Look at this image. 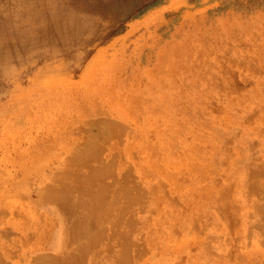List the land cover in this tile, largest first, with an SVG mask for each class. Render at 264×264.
Returning <instances> with one entry per match:
<instances>
[{
	"label": "rangeland",
	"instance_id": "obj_1",
	"mask_svg": "<svg viewBox=\"0 0 264 264\" xmlns=\"http://www.w3.org/2000/svg\"><path fill=\"white\" fill-rule=\"evenodd\" d=\"M20 118V121L16 120ZM109 123L115 125V131L119 134L112 132L108 139L100 141L99 133L105 130V124ZM8 128L11 134L5 133ZM86 133H90L92 137ZM114 135L116 138H113ZM79 138L86 141L77 140ZM40 142L43 144L40 153L31 160L27 158L23 163L18 160L16 151L20 147H30L36 152ZM92 144H98L101 153L98 151L95 158L91 157V161L83 165L84 169L83 166H79L80 168L70 166L69 170L70 168L72 171L80 170L83 175L93 165L97 167L92 168H101L100 166H105L104 162L109 160L108 173L102 174L101 177H105L102 179L100 177L97 183L93 182L89 187L92 189L94 186L93 188L96 189L100 184L104 189L102 190L107 191L106 194L104 193L106 197H113L117 189L119 191L117 190L116 193L119 195L121 193L125 195L124 197L128 196L127 198L139 196L141 193V197L136 198L139 202L136 199L133 202L132 198V202L130 201L132 204H128L130 209L127 205L126 209L121 211L118 222L128 230L127 236L132 240L130 242L140 243L136 244L139 245L138 247L135 244L130 246L133 250L135 245L133 251L137 248L140 250H136L137 255L134 252L136 256L130 254L133 259L130 258V264H241V257L242 259L246 257L245 261L262 259L264 255V224H262L264 193H261L264 192L262 189L264 167L261 165L264 164V0H0V183L4 185L0 184V210L2 208L0 231L3 230L2 233L0 232V247L4 248L6 245L4 248L6 251L10 248V251L6 252V261L2 259V264H24V262L28 263V260V264H34L36 261L33 262V256H37V253L42 256H54V254L60 256L74 247L75 243L65 242L64 232L60 230L57 222L60 218L52 213L55 203L38 199V193L48 184L50 175L54 174L51 177L53 178L60 175L59 171L61 173L68 171L63 168L66 158L64 155L68 148L92 147ZM131 149L135 153L134 151L132 153ZM148 153L150 156H147ZM111 154L114 157H111ZM98 156L102 158L100 161ZM118 157L120 160L117 159ZM149 160H153V163H149ZM154 162L155 164L160 162V165L158 164L160 167H155ZM183 162L188 163V167L192 165L193 171L195 167V170H201L203 174L197 171L196 173L192 171L194 173L192 174L191 168H188L187 164L183 165ZM258 162L261 163V167ZM161 163L165 169L170 168L167 171L172 170V173L169 172L171 174L164 171L167 173H165L166 179L163 177ZM149 164H152V170ZM175 164L183 168L176 167ZM127 165L131 168H134L133 165L136 167L131 170ZM154 168L162 171L159 174L160 170ZM177 168L180 169L174 172L173 170ZM143 169L146 170L143 172ZM181 169H185L186 173L182 171L185 177L190 173L189 178L187 177L189 181L182 174L183 177L180 176ZM124 170L128 172L125 174ZM153 170L156 174L154 176ZM75 172L79 173V171ZM121 172L125 175L122 176ZM214 172L217 175H214ZM111 174L114 178L110 177ZM196 175L198 180L195 179ZM127 179L129 180L126 181ZM130 179L133 180L131 183ZM176 179L177 181L179 179L180 185L183 186L178 185ZM181 179L184 180L180 181ZM11 180L19 182L16 191L11 189L13 184L16 185L15 183L10 187L5 185ZM114 181L122 185L117 186ZM137 182L140 185L141 182L145 183L142 184L144 188L141 187L142 185L137 187ZM127 183L133 184L131 186L135 190H131L128 185L131 191L127 190L130 193H126ZM211 183L218 185L212 187ZM188 184L190 187L186 188ZM197 184L203 186L201 192L200 188L197 189L199 187ZM228 184L230 196L229 188H226L228 191L224 187L221 188V186L227 187ZM248 184L251 186H248L250 190ZM253 185L256 188L262 186V190L253 188ZM179 186L184 188H178ZM24 187L26 192L22 193ZM35 188H39L37 192H33ZM119 188H123V192ZM148 189L152 193H148ZM189 189L191 191L196 189L195 193L199 195L197 196L194 191L191 193ZM253 189L255 192L252 191ZM209 190L215 191L214 194L211 192L213 195L210 194L211 198L207 196ZM221 190L225 191L221 192ZM135 191L138 193L135 194ZM218 191L222 195L225 194L222 196ZM109 192L112 193L108 194ZM206 192L207 194H204ZM142 193L146 196H142ZM189 193L191 194L186 195ZM194 194L198 199H195ZM200 194L204 199L206 196L210 199L203 200ZM216 196L220 198L222 196V199L220 200L219 197L217 199ZM223 197L228 198L224 203ZM138 198H142L141 202L144 203L142 204ZM122 200L121 198L119 202ZM216 200H219L220 206ZM14 206L22 207L23 211L28 210V213L14 209ZM183 206L185 208H182ZM176 207L179 208L178 217H176L178 212L174 210ZM194 207L197 208L193 209ZM221 207L224 214L218 211ZM229 207L231 210L228 209ZM233 208L235 210L238 208L239 211L236 212ZM140 209L141 212L138 211ZM138 212L141 213L139 217ZM173 212H176L175 215ZM46 213L49 216L45 215ZM187 214H191L192 218ZM230 214H233V217ZM169 216L171 219L168 223L166 220ZM173 216L181 219L173 220ZM185 217L190 220H185ZM127 220L132 221L127 223ZM235 220L239 221V225L237 224L239 227ZM157 225L160 226L159 229ZM167 226L171 227L168 229ZM198 229H202L203 233ZM189 230L190 232H187ZM169 232L170 234L173 232V236L169 237L167 234ZM180 233L182 235H179ZM170 238L172 239L169 242ZM174 238L177 242H172ZM195 239L196 242H193ZM110 242L112 250L104 249L105 242H102L95 250L88 251L91 261L95 260L96 264H109L113 258L106 256L120 249L118 237ZM141 242L145 246H142ZM171 242L175 243L173 247L176 250H173L172 246L168 248ZM163 243L168 247L166 248ZM156 244H160V247ZM144 247L148 248H146L147 253L141 251L145 250ZM98 251L101 253L98 254ZM11 252H15L14 255ZM226 252L229 253V257ZM259 253L260 255H257ZM132 255L137 257V262H134L136 258ZM219 258L221 261L218 260ZM228 258L230 261L231 258L234 260L230 263ZM140 259H144L143 262Z\"/></svg>",
	"mask_w": 264,
	"mask_h": 264
},
{
	"label": "bare ground",
	"instance_id": "obj_2",
	"mask_svg": "<svg viewBox=\"0 0 264 264\" xmlns=\"http://www.w3.org/2000/svg\"><path fill=\"white\" fill-rule=\"evenodd\" d=\"M54 29V28H53ZM90 31V30H89ZM94 45V44H93ZM249 50V49H248ZM79 51V50H78ZM56 52V51H55ZM261 52V51H260ZM81 55V54H80ZM95 55V54H94ZM36 58V57H35ZM76 59V58H75ZM34 61V60H33ZM66 61V60H65ZM68 61V60H67ZM66 61V62H67ZM71 62V61H70ZM75 62H77V61H75ZM230 62V61H229ZM65 63V62H64ZM25 64H26V62H25ZM63 64V63H62ZM237 64H239V63H237ZM87 65V64H86ZM90 65V64H89ZM64 67L66 66V64L65 65H63ZM62 66V67H63ZM63 67V68H64ZM84 67V66H83ZM92 68V67H91ZM62 69V68H61ZM248 69V68H247ZM59 71V70H58ZM62 71V70H61ZM61 71H60V73H61ZM64 73V72H63ZM83 73V72H82ZM57 74V73H56ZM56 74H54V75H56ZM48 79V78H47ZM59 82V81H58ZM46 83V82H45ZM45 83H44V85L43 86H45ZM50 83V82H49ZM51 84V83H50ZM231 85V84H230ZM233 86V85H232ZM88 87V86H87ZM66 88H68V87H66ZM89 88V87H88ZM72 90V89H71ZM68 91V90H67ZM57 92V91H56ZM68 92H70V90L68 91ZM79 94V93H78ZM227 96V95H226ZM132 107V106H131ZM253 117H255V116H253ZM252 118V117H251ZM100 119V118H99ZM256 119V118H255ZM16 120H21V118L20 119H16ZM131 120V119H130ZM252 120V119H251ZM251 120H249V121H251ZM105 121V120H104ZM109 121V120H108ZM157 121H159V120H157ZM254 122V121H253ZM84 123V122H83ZM89 123V122H88ZM95 124V123H94ZM82 125V124H81ZM86 125H88V124H86ZM91 126V125H90ZM89 126V127H90ZM105 126H106V129L105 130H103L101 133H99L100 135H99V138L97 137V136H95V138L97 137L98 139H100V141L101 140H106V139H108V137L109 136H111L112 135V132L113 133H116V134H119V132L117 133L115 130H116V127H115V125H112V123H109V124H105ZM117 126V125H116ZM121 126V125H120ZM19 127H21V126H19ZM84 127V126H83ZM88 127V126H87ZM80 127H78V129H79ZM96 128V127H95ZM121 128V127H120ZM124 128V127H123ZM128 128V127H127ZM87 129H89V128H87ZM122 129V128H121ZM140 129V128H139ZM74 130V129H73ZM80 130V129H79ZM91 130V129H90ZM97 130H99V129H97ZM124 130H126L125 128H124ZM57 131V130H56ZM76 131V130H75ZM142 131V130H141ZM145 131H146V129H145ZM7 132H8V134H11V131H10V128H8L6 131H5V133L7 134ZM70 132V131H69ZM90 132V131H89ZM95 132V131H94ZM93 132V133H94ZM99 132V131H98ZM97 132V133H98ZM125 132V131H124ZM261 132V131H260ZM64 134H65V132H63ZM68 133V132H67ZM60 134H61V132H60ZM70 134H72V133H70ZM69 134V135H70ZM87 134H90V133H86V135ZM95 134V133H94ZM115 134V135H116ZM131 134V133H130ZM68 135V136H69ZM73 135V134H72ZM83 135V134H82ZM115 135L113 136V138L115 137ZM66 136V135H65ZM64 136V138H66ZM89 136V135H88ZM90 136H91V134H90ZM150 136V135H149ZM60 137V136H59ZM72 137V136H71ZM83 137V136H82ZM92 137V136H91ZM116 137H117V135H116ZM115 137V138H116ZM58 138V137H57ZM70 138V137H69ZM68 138V139H69ZM78 138V137H77ZM85 138V137H84ZM112 138V139H113ZM148 138V137H147ZM117 139H118V137H117ZM117 139H115V140H117ZM122 139V138H121ZM120 138H119V140H121ZM162 139V138H161ZM188 139V138H187ZM77 140H81L80 138L79 139H77ZM82 140H84V141H86L85 139H82ZM81 140V141H82ZM88 140H89V137H88ZM114 140V139H113ZM118 140V141H119ZM66 141V140H65ZM84 141H82V142H84ZM94 141H96V140H94ZM98 141V140H97ZM99 141V142H100ZM103 141H102V143H103ZM190 141V140H189ZM52 142H54V141H52ZM67 142H69V141H67ZM78 142V141H77ZM81 142V143H82ZM89 142V141H88ZM92 142V141H91ZM91 142H90V145H91ZM99 142H98V144H99ZM109 142H111V141H109ZM108 142V143H109ZM117 142V141H116ZM120 142H122V141H120ZM59 143H62V142H59ZM58 143V144H59ZM72 143V142H71ZM76 142H74V144H75ZM94 143V142H93ZM40 145H39V148H38V151H36L35 152V150H33V149H31L30 147L29 148H22V147H20V149H18L17 151H16V153H17V155H18V160L20 161V162H24V160H26L27 158L29 159V160H31V158H33L37 153H40L41 152V144H42V142H40L39 143ZM77 144V143H76ZM84 144V143H83ZM85 144L87 145V143L85 142ZM98 144H95V145H93L92 147H90V146H87V147H89V148H87V147H85V148H82L81 146L79 147V148H77V149H74L73 147L72 148H68L66 151H65V153H66V155H64V156H66V158H65V165L63 166V168L65 167L66 169H68V171H64L63 170V168H62V171H64V172H62L61 173V171H59L60 172V175H58V176H54L53 178H51L52 177V175H54V174H52V175H50L51 177H49V181H48V184H46L45 186H44V188L42 189V190H40L39 191V193H38V199H40V200H49V201H53L55 204H54V208H53V210H52V213L54 214V215H56V216H58L59 218H60V220H58L57 222H58V226H59V228H60V230L61 231H63L64 232V235H65V242L66 243H75V245H74V247L72 248L71 246V248H70V250L69 251H67V252H64L63 254H61L60 256H55V254H54V256H42V255H38V253H37V256H33V260H30V262L31 261H33V262H35L34 264H96L97 262L94 260V261H91V259L92 258H90V256H89V254H88V251H90V250H95V248H97L98 246H99V243H102V242H105V244H104V249H109L110 248V243H112V242H110L113 238H115V237H118V239H119V241H120V249H119V251H117V252H114L113 254H111V255H108V256H106V258H113L112 260H110V263L109 264H130L129 263V260H131L132 258H131V256H130V254H134V252H135V254H136V250L138 249L137 247L139 246H137L136 244L138 243V244H140L139 242H137V243H134V242H130V241H132L131 240V237H129L128 238V236H127V233H128V230H126V227L125 226H122L123 224L122 223H120L121 224V226H120V224L118 223L119 222V218L121 217V211L123 210V209H126V207H127V205L128 204H130L132 201L134 202V200L137 198V197H141V193H140V195L139 196H136V197H134V196H132V198H133V200H132V198H130L131 196H129V198H127V197H124L121 193H120V195H119V193H116V192H118L117 190L115 191V193H113V197H106L105 195H104V193H105V191H103L104 189L100 186V184L98 185L99 186V188H97L96 187V189H94L93 187H92V189H94V190H92L91 189V187H89L93 182H98V179L101 177V175L102 174H105V173H108V171L107 170H109V169H107L108 168V166L109 165H107V162H109V160L107 161V162H104V165L105 166H100L101 168H92L93 166H95V165H93L92 167H90L91 169L87 172V173H85V171H83L82 170V172H84L85 174H81V171L80 170H75V171H79V173H77V172H75V171H72V169L70 168V170H69V167L71 166H75L74 168H77V167H79V166H85L87 163H89L91 160H90V158L91 157H94L95 158V156H97V153H98V151H99V148H100V146L98 145ZM43 145V144H42ZM61 145V144H60ZM77 145H79V144H77ZM82 145V144H81ZM128 145V144H127ZM131 145V144H130ZM58 146V145H57ZM73 146V145H72ZM76 146V145H75ZM101 146H103V145H101ZM104 146H106V145H104ZM109 146H110V144H109ZM114 146V145H113ZM56 147V146H55ZM61 147V146H60ZM64 147V146H63ZM107 147H108V145H107ZM87 148V149H86ZM104 148V147H103ZM103 148L101 149V150H103ZM115 148V147H114ZM113 148V149H114ZM121 148V147H120ZM132 148V147H131ZM129 149H130V147H129ZM132 150V149H131ZM130 150V151H131ZM106 151V150H105ZM105 151H103V153L105 152ZM112 151V150H111ZM119 151V150H118ZM120 151H122L121 149H120ZM133 151L134 150H132V153H133ZM100 153H101V151H99ZM113 152H115V151H113ZM112 152V153H113ZM186 152V151H185ZM64 153V154H65ZM102 153V154H103ZM106 153V152H105ZM129 153H131V152H129ZM134 153H135V151H134ZM137 153V152H136ZM175 153V152H174ZM173 153V154H174ZM47 154V153H46ZM115 154V153H114ZM152 155H153V153H151ZM211 154V153H210ZM100 157H102L100 154H98ZM119 155V154H118ZM132 155V154H131ZM41 156V155H40ZM98 156V157H99ZM111 157L113 156V154H111L110 155ZM109 155H108V157H110ZM147 156H150V153H148L147 154ZM190 156V155H189ZM99 157V161H100V159H102V158H100ZM103 157H105L106 158V156H103ZM111 157H110V159H111ZM114 157V156H113ZM116 157V156H115ZM132 157V156H131ZM157 157V156H156ZM142 158V157H141ZM144 158V157H143ZM148 158V157H147ZM154 158V157H153ZM192 158V157H191ZM63 159H64V157H63ZM108 159V158H107ZM116 158H114V160H115ZM117 159H119V157L117 158ZM116 159V161H118ZM180 159V158H179ZM182 159V158H181ZM36 160V159H35ZM41 160V159H40ZM90 160V161H89ZM96 160V159H95ZM105 160V159H104ZM112 161H113V159H111ZM120 160V159H119ZM89 161V162H88ZM94 161V160H93ZM97 161V160H96ZM133 161H135V160H133ZM150 161V160H149ZM153 160H151L149 163H153L152 162ZM190 161H191V159H190ZM37 162V161H36ZM59 162H61V161H59ZM122 162V161H121ZM126 162V161H125ZM125 162H123V163H125ZM136 162V161H135ZM135 162H133V164H135ZM158 162V161H157ZM157 162H156V164H157ZM195 162V161H194ZM250 162V161H249ZM260 162H261V160H260ZM260 162H258L257 164H259V166L261 167V165L264 167V164H261ZM106 163V164H105ZM114 163H116V162H114ZM144 163H145V161H144ZM146 163H148L147 162V160H146ZM145 163V164H146ZM160 163V162H159ZM158 163V164H159ZM173 163V162H172ZM190 163V162H189ZM191 163H192V161H191ZM216 163V162H215ZM263 163V162H262ZM93 164V163H92ZM109 164H113V163H109ZM117 164V163H116ZM126 164V163H125ZM155 164V162H154V166L155 167H160V166H158V164L156 165ZM162 164V163H161ZM170 163H168V165H169ZM181 164H182V162H181ZM186 165L187 164V167H188V163H184L183 162V165ZM197 164V163H196ZM195 164V165H196ZM253 164V163H252ZM261 164V165H260ZM36 165V164H35ZM34 165V166H35ZM88 165H90V164H88ZM88 165H87V167L86 168H88ZM124 165V164H123ZM132 165V164H131ZM143 165V164H142ZM152 164H149V167H150V169H151V167H153V166H151ZM160 165V164H159ZM190 165V164H189ZM198 165H200V164H198ZM197 165V166H198ZM208 165V164H207ZM84 166H83V169H84ZM112 166V165H111ZM128 166V165H127ZM170 166V165H169ZM175 166L176 167H179V166H177V164H175ZM192 165H190L189 167L191 168V173H192V171H193V169H192V167H191ZM204 166V165H203ZM259 166H257V167H259ZM47 167V166H46ZM95 167H97V166H95ZM113 167V166H112ZM115 167V166H114ZM113 167V168H114ZM118 167V166H117ZM123 167V166H122ZM125 167V166H124ZM128 167H130V165L128 166ZM132 167H134V168H131V170H133V169H135V167L136 166H132ZM145 167V166H144ZM162 167H163V164H162ZM167 167V166H166ZM180 167H182V166H180ZM187 167H185V169L187 168ZM188 167V168H189ZM194 167V166H193ZM200 167V166H199ZM256 167V168H257ZM260 167H259V169H260ZM262 167V168H263ZM24 168H26V166L24 165ZM55 168V167H54ZM64 168V169H65ZM80 168V167H79ZM113 168L111 169V170H113ZM126 168V167H125ZM183 168V167H182ZM196 168H198V167H196ZM201 168H204V167H201ZM206 168V167H205ZM53 169V168H52ZM118 169V168H117ZM127 169V168H126ZM150 169H149V171H150ZM154 169H156V168H154ZM167 169H170V168H167ZM167 169H165L164 167H163V177H165V179H166V174L167 173H169V172H171L172 173V170L171 171H167ZM172 169V168H171ZM174 169V168H173ZM178 169H180V168H177V170H173L174 172L176 171H178ZM184 169V170H185ZM252 169V168H251ZM60 170V169H59ZM74 170V169H73ZM88 169H86V171H87ZM128 170H130L129 168H128ZM128 170L127 171H125L124 170V172H125V174L128 172ZM130 170V171H131ZM146 169H143V172L145 171ZM152 170V169H151ZM157 170V169H156ZM160 170V171H159ZM159 170H157V171H159L158 173L160 174V172L162 171L161 169H159ZM167 171V173L166 172H164V171ZM184 170H180L179 172H181L180 173V176H182L183 174V172L182 171H184ZM189 170V169H188ZM188 170H186L187 171V174H188ZM249 170V169H248ZM253 170V169H252ZM257 169H254V171H256ZM262 170V169H261ZM260 170V171H261ZM31 171V170H30ZM52 171V170H51ZM55 171V170H54ZM120 171V168H119V170H118V172ZM136 171V170H135ZM154 171L155 170H153V176L154 175H156V174H154ZM196 171L197 170H195V167H194V173H196ZM203 171V170H202ZM214 171V170H213ZM22 172V171H21ZM58 172V171H57ZM110 172V171H109ZM113 172V171H112ZM116 172V171H115ZM114 172V173H115ZM142 172V171H141ZM179 172H178V174H179ZM197 172H199L200 174L202 173L201 172V170L200 171H197ZM203 172H205V171H203ZM250 172V171H249ZM123 172H121V175L122 176H124L123 174H122ZM133 173V172H132ZM140 173V172H139ZM166 173V174H165ZM171 173H169V174H171ZM184 173H186L185 171H184ZM194 173H192V174H194ZM255 173H257V172H255ZM9 174V173H8ZM21 174V173H20ZM110 174V173H109ZM108 174V175H109ZM117 174V173H116ZM141 174V173H140ZM143 174V173H142ZM151 174V173H150ZM168 174V175H169ZM176 174V173H175ZM177 174V176H179ZM182 174V175H181ZM190 174V173H189ZM189 174H188V176H189ZM199 174V175H200ZM203 174V173H202ZM205 174V173H204ZM23 175V174H22ZM106 175V174H105ZM131 175V174H130ZM137 175V174H136ZM144 175V174H143ZM142 175V176H143ZM149 175V174H148ZM152 175V174H151ZM186 175V174H185ZM214 175H217V174H215V172H214ZM220 175V174H219ZM249 176H250V174H248ZM248 175H246V176H248ZM254 174H252V176H253ZM257 176L258 175H260V174H256ZM262 175V174H261ZM260 175V176H261ZM264 175V174H263ZM111 176H113V178H114V175H110V177ZM133 176V175H132ZM173 176V175H172ZM175 176V175H174ZM184 176V175H183ZM182 176V177H183ZM187 176V177H188ZM197 176L198 175H196V178L195 179H197ZM203 176V175H202ZM207 176V175H206ZM255 176V175H254ZM103 178L105 177V176H102ZM102 177H101V179H102ZM107 177V176H106ZM117 177V176H116ZM115 177V178H116ZM118 177H120V176H118ZM126 177H127V175H126ZM126 177H124V178H126ZM158 177V176H157ZM156 177V178H157ZM185 177V176H184ZM187 177H185V179L187 180ZM217 177V176H216ZM221 177V176H220ZM228 177V176H227ZM251 177V176H250ZM256 177V176H255ZM6 178H7V176H6ZM6 178H4V179H6ZM123 177H121V180H123L122 179ZM128 178V177H127ZM130 178V177H129ZM134 178H136V177H134ZM156 178H155V180L154 181H156ZM169 178H171V177H169ZM168 178V179H169ZM178 178V177H177ZM180 178V177H179ZM189 178V177H188ZM206 178V177H205ZM219 178V177H218ZM9 179H11L10 177H9ZM40 179H42V178H40ZM107 179V178H106ZM112 179V178H111ZM116 179H120V178H116ZM137 179V178H136ZM139 179H140V177H139ZM146 179H148V178H146ZM199 179H200V177H199ZM7 180V179H6ZM113 180V179H112ZM115 180V179H114ZM129 179H127L126 181H128ZM131 180L132 179H130V183H131ZM142 180V179H141ZM164 180V179H163ZM170 180H172V179H170ZM170 180H168V181H170ZM184 179H181L180 181H183ZM190 180V179H189ZM189 180H187V181H189ZM198 180V179H197ZM201 181H202V178L200 179ZM204 180V179H203ZM218 180V179H217ZM229 180V179H228ZM248 180H249V177H248ZM106 181V180H105ZM115 181H117V180H115ZM114 181V182H115ZM133 181V180H132ZM135 181V180H134ZM137 181V180H136ZM164 181H167V180H164ZM211 181V180H210ZM213 181H215V180H213ZM238 181V180H237ZM264 181V180H263ZM55 182H56V184H55ZM77 182H81L80 184H75V183H77ZM102 182V181H101ZM101 182H99V183H101ZM140 182V181H139ZM139 182H137V184L139 183ZM145 182V181H144ZM176 182L178 183V185H180V182H179V179H178V181H177V179H176ZM208 181H206V183H207ZM6 183V182H5ZM13 183H15L16 185H14ZM38 183H39V181H38ZM47 183V182H46ZM116 184H117V186H119V184H121L120 182L118 183V182H115ZM114 183V184H115ZM122 183H124V182H122ZM132 183H134V185L136 184L135 182H132ZM157 183V182H156ZM159 183V182H158ZM172 183V182H171ZM171 183H170V187H171ZM183 183V182H182ZM188 183V182H187ZM186 183V184H187ZM191 183V182H190ZM193 184H194V182H192ZM197 183H198V181H197ZM206 183H205V186H206ZM229 183V182H228ZM0 184H2V182L0 183ZM11 184H13L12 185V188L11 189H13V191L15 190V188L19 185V182H17V180H11V182H8V183H6L5 185L7 186H11ZM108 184H109V182H108ZM111 184V183H110ZM116 184L114 185V186H116ZM144 185L145 183H142L141 182V185ZM172 184H174V183H172ZM210 184V183H209ZM212 184V183H211ZM217 184V183H216ZM216 184L214 185V184H212V187L213 186H215L216 187ZM3 185V184H2ZM96 185V186H97ZM113 185V184H112ZM122 185V184H121ZM128 183H127V188H125V192L127 193L128 191L127 190H129V191H131V190H135V188H133V186H131V185H133V184H130L129 185V187H131L130 189H129V187H128ZM140 184H138V186L137 187H140L139 186ZM143 185L141 186V187H143ZM177 185V184H176ZM198 185V184H197ZM201 185V184H200ZM218 185V184H217ZM250 185H251V183H250ZM249 184L247 185V187L248 186H250ZM255 185V184H254ZM253 185V188L255 187ZM4 186V185H3ZM22 186V185H21ZM30 186H31V182H30ZM124 186V185H123ZM173 186V185H172ZM180 186H183L182 184L180 185ZM178 187V188H181V187ZM199 186V185H198ZM257 186V185H256ZM259 186H261V185H259ZM34 187H36V186H34ZM37 187H39V186H37ZM108 187V186H107ZM122 187V186H121ZM126 187V186H125ZM174 187V186H173ZM188 187H190V185L188 184V186L186 187V188H188ZM192 187V186H191ZM195 187V186H194ZM201 187H203V186H201ZM201 187L199 186V187H197V189L198 188H200V192H201ZM210 187H211V185H210ZM214 187V188H215ZM229 188V184L227 185V187L226 186H221V188ZM251 187V186H250ZM262 187V186H261ZM261 187L259 188V187H255L256 189H261ZM1 188H3L2 186H1ZM33 188V187H32ZM113 188V187H112ZM111 188V189H112ZM144 188V187H143ZM184 188V187H183ZM183 188H181V189H183ZM196 188V187H195ZM206 188V187H205ZM207 188H208V186H207ZM219 188V186L217 187V189ZM223 188V189H224ZM26 188L24 187V189L22 188V193H25L26 192V190H25ZM34 189V188H33ZM36 190H32L33 192H37V189H39V188H35ZM41 189V188H40ZM103 189V190H102ZM119 189H121V188H119ZM136 189H138V188H136ZM226 189V190H227ZM248 189L250 190V188L248 187ZM252 189V188H251ZM262 189H264V187L262 188ZM261 189V190H262ZM9 190V188H7V191ZM29 190V189H28ZM31 190V189H30ZM29 190V191H30ZM110 190V189H109ZM108 190V191H109ZM123 190V188L121 189V192H123L122 191ZM139 190H140V188H139ZM146 190V189H145ZM172 190V189H171ZM187 190V189H186ZM185 190V191H186ZM190 190V189H189ZM196 190V189H195ZM195 190H193L194 191V193L195 192H197V191H195ZM214 190V189H213ZM211 191L212 192V194H214V192L215 191ZM216 190V189H215ZM248 190V191H249ZM255 189H253L252 191H254ZM6 191V192H7ZM16 191V190H15ZM111 191V190H110ZM142 191V190H141ZM143 191H144V189H143ZM142 191V192H143ZM165 191V190H164ZM174 192L176 191V190H173ZM191 191V190H190ZM193 191H191V193H193ZM205 191H206V189H205ZM204 191V192H205ZM220 191V190H219ZM218 191V192H219ZM223 191H225V190H221V192H223ZM228 191V190H227ZM227 191H226V193H227ZM247 191V190H246ZM258 191H260V190H258ZM20 192V191H19ZM107 192V191H106ZM136 192L137 191H135V194H136ZM147 192L148 193H152V191L151 190H147ZM154 192V191H153ZM173 192V193H174ZM180 192V194H182L181 193V191H179ZM199 192V191H198ZM208 192V191H207ZM207 192L206 193H204V194H207ZM211 192H210V190H209V193L207 194V196H210V198H211ZM221 192H219V193H221ZM229 192H230V188H229ZM255 192V191H254ZM257 192V191H256ZM261 192V191H260ZM258 193L259 195L262 193H264V192H261V193ZM9 193V192H8ZM21 193V192H20ZM19 193V194H20ZM32 193V192H31ZM112 193V192H111ZM110 192L108 193V194H111ZM125 193V194H126ZM128 193H130V192H128ZM138 193V192H137ZM187 193H188V191H187ZM191 193H189V194H186V195H190ZM218 193V194H219ZM249 193H251V192H249ZM6 194V193H5ZM16 194V193H15ZM106 194V193H105ZM115 194V195H114ZM131 194H133L132 192H131ZM130 194V195H131ZM154 194H155V192H154ZM195 194H197V193H195ZM195 194L193 195L194 197H196L195 199H198L197 198V196L199 195V194H197V196H195ZM211 194V195H210ZM216 194V193H215ZM225 193H223V195H224ZM248 194V193H247ZM252 194V193H251ZM250 194V195H251ZM257 194V193H256ZM22 195V194H21ZM35 195V194H34ZM121 195H122V197H121ZM127 195H129V194H127ZM143 195H145V194H143L142 193V196ZM177 195V194H176ZM185 195V194H184ZM220 195V194H219ZM221 195H222V193H221ZM222 195V196H223ZM227 196H228V194H226ZM231 195V192H230V194H229V196ZM249 195V194H248ZM254 195V194H253ZM1 196V195H0ZM8 196V195H7ZM16 196V195H15ZM146 196V195H145ZM144 196V197H145ZM148 196V195H147ZM158 196H160V195H157V197ZM175 196V195H174ZM173 196V197H174ZM181 196V195H180ZM182 196H183V194H182ZM205 197V199H207V200H209L208 199V197ZM213 196V195H212ZM215 196V195H214ZM222 196H221V198L219 197V196H216L215 198H217L218 199V197H219V199L221 200L222 199ZM6 197V196H5ZM11 197V196H10ZM16 197H18V195L16 196ZM15 197V198H16ZM19 197H22V196H20L19 195ZM161 197V196H160ZM163 197V196H162ZM200 197H202L201 196V194H200ZM204 197V196H203ZM202 197V198H203ZM248 197V196H247ZM250 197V196H249ZM260 197H261V195H260ZM123 199L121 202H119L120 201V199ZM149 198H151V197H149ZM156 198V197H155ZM201 198V199H202ZM214 198V197H213ZM231 197H229V199H230ZM262 198V197H261ZM261 198H259V200L261 199ZM3 199V198H2ZM6 199V198H5ZM21 199H24L25 200V198H21ZM139 199V198H138ZM142 199V198H141ZM141 199H139L140 200V202H141ZM146 199V198H145ZM154 199V198H153ZM177 199H179L178 197H177ZM180 199H181V197H180ZM179 199V200H180ZM192 199V198H191ZM204 198H203V200H205ZM226 199H228V198H226ZM224 197H223V203H224V200H226ZM233 199V198H232ZM232 199H231V201H232ZM256 199H257V197H256ZM264 199V198H263ZM4 200V199H3ZM24 200H23V202H24ZM39 200V201H40ZM132 200V201H131ZM148 200V199H147ZM169 200V199H168ZM193 200V199H192ZM235 200H237V199H235ZM27 201V200H26ZM131 201V202H130ZM136 201H138L137 199H136ZM143 201H146V200H143ZM166 201V200H165ZM197 201V200H196ZM195 201V202H196ZM219 201V200H218ZM217 200H216V202H217V204H218V206H220V204H219V202H218ZM230 201V200H229ZM230 201V202H231ZM4 202V201H3ZM29 202V201H28ZM139 202V201H138ZM170 202V201H169ZM175 202H177V201H175ZM179 202H181V201H179ZM191 203H193L192 201H190ZM199 202V201H198ZM202 202V201H201ZM205 202V201H204ZM203 202V203H204ZM226 202V201H225ZM239 202V201H238ZM237 202V203H238ZM142 203V202H141ZM144 203V202H143ZM142 203V204H143ZM162 203V202H161ZM160 203V204H161ZM168 203V202H167ZM184 203V202H183ZM182 203V204H183ZM222 203V204H223ZM246 203V202H245ZM6 204V203H5ZM132 204V203H131ZM133 204H135L136 205V203H133ZM168 204H170V203H168ZM177 204V203H176ZM176 204H175V206H176ZM188 204V203H187ZM228 204H229V202H228ZM233 204V203H232ZM235 204H236V202H235ZM235 204H233V207H235L234 205ZM250 204V203H249ZM258 204H259V202H258ZM31 205V204H30ZM139 205V204H138ZM184 205V204H183ZM190 205V204H189ZM189 205H188V207H189ZM191 205H193V204H191ZM205 205V204H204ZM212 205V204H211ZM226 205V204H225ZM224 205V206H225ZM257 205V204H256ZM32 206V205H31ZM129 206L130 205H128V208H129ZM141 206V205H140ZM139 206V207H140ZM144 206V205H143ZM142 206V207H143ZM162 207H163V205H161ZM161 206H160V208L158 209V207H157V209L159 210V212H160V209H161ZM168 206V205H167ZM172 206V205H171ZM178 206H180V205H178ZM184 206H186V205H184ZM182 207V208H185V207ZM197 206V205H196ZM217 206V205H216ZM215 206V207H216ZM223 206V207H224ZM229 206H231V205H229ZM253 206V205H252ZM260 206V205H259ZM13 207V206H12ZM174 207V206H173ZM187 207V206H186ZM197 207H199V206H197ZM197 207H194L193 209H196ZM243 207V206H242ZM241 207V208H242ZM258 207V206H257ZM127 208V210H129ZM135 208V207H134ZM137 208V207H136ZM165 208H166V206H165ZM165 208H163V209H165ZM168 208V207H167ZM172 208V207H171ZM214 208V207H213ZM219 208V207H218ZM232 208V207H231ZM246 208V207H245ZM14 209H16V210H21V211H23V208L22 207H16V206H14ZM141 209H143V208H141ZM138 210V211H142V210ZM177 209H179L178 207H176V209H174L176 212H178V213H176V212H173L174 213V215H175V213H176V217H178L179 216V210L177 211ZM226 209V208H225ZM228 209H230V207L228 208ZM234 209V208H233ZM1 210H2V208H1ZM0 210V212L2 213V211ZM4 210V209H3ZM33 210V209H32ZM132 210V209H131ZM134 210V209H133ZM173 210V209H172ZM173 210V211H174ZM186 210V209H185ZM189 210H191L190 208H189ZM188 210V211H189ZM220 210V212L221 213H223L224 214V212H222L221 210H222V207H221V209H218V211ZM231 210V209H230ZM235 210V209H234ZM238 210V208L235 210L236 212H238L237 211ZM7 211V210H6ZM41 211V210H40ZM181 211V210H180ZM188 211H187V213H188ZM215 211H217V210H215ZM214 211V212H215ZM259 211V210H258ZM24 213H28V210H25V211H23ZM42 212V211H41ZM124 212H126V211H124ZM129 212H130V210H129ZM140 212H138V217H139V213ZM154 212V211H153ZM155 212H156V210H155ZM154 212V213H155ZM164 213H165V211H163ZM162 212V213H163ZM193 212V211H192ZM211 212V211H210ZM230 212H233V211H230ZM255 212V211H254ZM260 213H262L261 211H259ZM0 213V214H1ZM8 213V212H7ZM6 213V214H7ZM43 213V212H42ZM41 213V214H42ZM45 213V212H44ZM127 213V212H126ZM125 213V214H126ZM153 213V214H154ZM195 213V212H194ZM200 213V212H199ZM212 213V212H211ZM218 213V212H217ZM226 213V212H225ZM22 214V213H21ZM125 214H124V216H125ZM159 214V217H161L160 216V213H158ZM167 214V213H166ZM165 214V215H166ZM177 214H178V216H177ZM182 214V213H181ZM184 214L185 213H183V216H184ZM193 214V213H192ZM202 214V213H201ZM201 214H198V215H200V216H202ZM215 214V213H214ZM223 214H221L222 216H223ZM228 214V213H227ZM238 214V217H240L239 216V213H237ZM254 214V213H253ZM14 215H15V212H14ZM18 215V214H17ZM44 215V214H43ZM45 215H47V213L45 214ZM127 215V214H126ZM131 215V213H129V216ZM135 215H136V213H135ZM149 215V214H148ZM157 215V214H156ZM189 217L191 216V218H192V215L190 214H187ZM187 215H186V217H187ZM195 215V214H194ZM207 215H208V213H207ZM231 216L233 215V214H230ZM234 215H236V213L234 214ZM258 214H256V216H257ZM16 216V215H15ZM24 216V215H23ZM47 216H49V215H47ZM132 216H133V213H132ZM137 216V215H136ZM140 216H141V213H140ZM154 216H155V214H154ZM168 216V215H167ZM182 215H180V217H181ZM205 216V215H204ZM227 216H229V215H227ZM255 216V217H256ZM46 217V216H45ZM51 217V216H50ZM49 217V218H50ZM128 217V216H127ZM164 217V216H163ZM170 217V216H169ZM169 217H167L168 218V220H166V221H168V223H169V219H171V217L169 218ZM175 216H173L172 218H173V220H175L176 219V217L174 218ZM185 217V220L187 219L188 220V218H186ZM194 217V216H193ZM209 217V216H208ZM223 217H225V216H223ZM233 217V216H232ZM236 217H237V215H236ZM54 218V217H53ZM108 218H111L112 220H109ZM123 218V217H122ZM126 218V217H125ZM124 218V219H125ZM134 219H135V216L133 217ZM132 218V219H133ZM153 218V217H152ZM166 218V217H165ZM210 218V217H209ZM226 218V217H225ZM234 218H235V216H234ZM234 218H232V219H234ZM247 218V217H246ZM55 219V218H54ZM123 219V220H124ZM128 219V218H127ZM131 219V218H130ZM154 219V218H153ZM179 219V218H178ZM178 219H176V221L178 220ZM181 219V218H180ZM179 219V220H180ZM228 219H229V217H228ZM238 220L240 219V218H237ZM263 219V218H262ZM56 220V219H55ZM65 220V221H64ZM149 220V219H148ZM164 220V219H163ZM190 220V219H189ZM188 220V221H189ZM193 220H194V218H193ZM206 220V222H207V219H205ZM224 220V219H223ZM226 220V219H225ZM236 221L235 223H236V225L238 224V222L239 221ZM122 221V220H121ZM132 221V220H131ZM131 221L129 220H127V223L128 222H130L131 223ZM156 221V220H155ZM195 222H196V220H194ZM201 221V220H200ZM228 221V220H227ZM234 221V220H233ZM260 221V220H259ZM136 222H137V220H136ZM150 222V221H149ZM148 222V223H149ZM193 222V221H192ZM191 222V223H192ZM194 222V223H195ZM203 222V221H202ZM212 222V221H211ZM231 222V221H230ZM55 223H56V221H55ZM133 223H135V222H133ZM138 223V222H137ZM165 223V222H164ZM174 223H175V221H174ZM176 223H178V222H176ZM10 224L12 225V227H14L13 226V223H12V221H10ZM125 224V223H124ZM180 224V223H179ZM196 224V223H195ZM198 224V223H197ZM196 224V225H197ZM220 224V223H219ZM262 224H264V222L262 223ZM126 225H130V224H126ZM148 225V224H147ZM170 225V224H169ZM202 225H203V223H202ZM211 225V224H210ZM209 225V226H210ZM212 225H214V224H212ZM211 225V226H212ZM231 225V224H230ZM239 225V224H238ZM237 225V227H239ZM119 226L121 227V228H119ZM131 227H132V225H130ZM157 226H159V225H157ZM200 226V225H199ZM218 226V225H217ZM122 227H124V228H122ZM128 227V226H127ZM131 227H130V229H131ZM153 227V226H152ZM168 227V226H167ZM171 227V226H170ZM170 227H168V229L170 228ZM204 227V226H203ZM219 227V226H218ZM234 227H236V226H234ZM234 227H232L233 229H234ZM236 227V228H237ZM4 228V227H3ZM134 228V227H133ZM160 228V226L158 227V229ZM187 228V227H186ZM198 228V227H197ZM215 228V227H214ZM129 229V228H128ZM149 229H150V227H149ZM157 229V228H156ZM193 229V228H192ZM218 229V228H217ZM2 230V229H1ZM151 230V229H150ZM190 230H191V227H190ZM190 230L189 231H187V232H190ZM195 230V229H194ZM199 230V229H198ZM5 231V230H4ZM10 231V230H9ZM155 230H153V232H154ZM161 231V230H160ZM163 231V230H162ZM171 231V230H170ZM174 231V230H173ZM182 231V230H181ZM180 231V232H181ZM196 231V230H195ZM200 232L202 231V229L201 230H199ZM236 231V230H235ZM242 231V230H241ZM1 232V231H0ZM2 232H3V230H2ZM1 232V233H2ZM11 232V231H10ZM179 232V231H178ZM177 232V233H178ZM192 232V231H191ZM194 232V231H193ZM239 232V231H238ZM248 232V231H247ZM255 232V231H254ZM33 233V232H32ZM164 233V232H163ZM172 233L173 232H171V234H170V232L169 233H167V234H169V237L172 235ZM201 233H203V231L201 232ZM227 233V232H226ZM264 233V232H263ZM7 234H9V233H7ZM6 234V235H7ZM13 234V233H12ZM129 234H131V233H129ZM153 234V233H152ZM229 234V233H228ZM251 234V233H250ZM262 234V233H261ZM132 235V234H131ZM147 235V234H146ZM157 235H159V233L157 234ZM176 235V234H175ZM178 235V234H177ZM179 235H182L181 233L179 234ZM192 235V234H191ZM195 236H196V234H194ZM203 235V234H202ZM240 235V234H239ZM243 235V234H242ZM241 235V236H242ZM145 236V235H144ZM173 236V235H172ZM195 236H194V238H195ZM199 236V235H198ZM7 237V236H6ZM8 237H9V235H8ZM18 237V236H17ZM148 237V236H147ZM164 237H166L165 236V234H164ZM178 238H182L181 236H177ZM193 237V236H192ZM149 238V237H148ZM148 238H146L147 240H148ZM151 238V237H150ZM153 238V237H152ZM159 238H161L160 236H159ZM167 239H168V237H166ZM178 238H176V239H178ZM194 238H192L193 240H194ZM197 238V237H196ZM241 238V237H240ZM255 238V237H254ZM140 239H141V237H140ZM146 239H144L145 240V242H147V240ZM171 239L172 238H170V240H169V242L171 241ZM184 239V238H183ZM198 239H200V238H198ZM105 240V241H104ZM151 240V239H150ZM153 240H154V238H153ZM179 240H181V239H179ZM179 240H178V242H179ZM192 240V241H193ZM117 241V240H116ZM115 241V242H116ZM149 241V240H148ZM174 241H176L175 240V238H174V240L172 241V242H174ZM182 241H184V240H182ZM198 241V240H197ZM224 241V240H223ZM264 241V240H263ZM110 242V243H109ZM143 243H144V241H142ZM142 242H141V244H142ZM157 242V241H156ZM155 242V243H156ZM172 242L170 243V244H168L169 245V247L168 246H166L167 244H165L164 245V243H163V245L164 246H166V248L168 247V248H170L171 246V248H174L173 247V245H175V243L174 244H172ZM177 242V241H176ZM193 242H196V239H195V241H193ZM199 242V241H198ZM197 242V244H201V243H198ZM149 243V242H148ZM2 244V243H1ZM133 244H135L137 247V249L135 250V251H133L134 249H135V245H134V249L133 250H131L132 248H130V246H132ZM146 244V243H145ZM151 244V243H150ZM152 244H153V242H152ZM158 244V243H157ZM156 244V245H157ZM178 244H180V243H178ZM193 244V243H192ZM195 244V243H194ZM196 244V246H198ZM263 244H264V242H263ZM69 245V244H68ZM144 244H142V246H143ZM160 245V244H159ZM159 245H157V246H159ZM184 245V244H183ZM236 245H239V244H236ZM248 245V244H247ZM260 245V244H259ZM1 246V245H0ZM2 246H4V245H2ZM145 246V245H144ZM163 246V247H164ZM177 246V245H176ZM179 246H181V244L179 245ZM189 246V245H188ZM192 246V245H191ZM195 246V247H196ZM207 246H209V245H207ZM225 246V245H224ZM243 247H244V245H242ZM242 246H240L241 247V249H242ZM263 246V245H262ZM5 247H6V245H5ZM4 247V248H5ZM113 247V246H112ZM149 247H151V245L149 246ZM160 247V246H159ZM236 247V246H235ZM240 247H239V250H240ZM3 247H0V264H2L1 262H2V259H4L5 260V257H6V252L10 249V248H8V250L6 251L5 249H4ZM145 248V247H144ZM147 248V247H146ZM145 248V250H141L142 252L143 251H146V252H144V253H147V249ZM156 248V247H155ZM154 247H153V249H155ZM165 248V247H164ZM189 248V247H188ZM192 248H193V246H192ZM192 248H191V250H192ZM259 249H260V247H258ZM262 248V247H261ZM7 249V248H6ZM103 249V250H104ZM142 249V248H141ZM161 249H162V247H161ZM181 249V248H180ZM224 249V248H223ZM230 249V248H229ZM236 249V248H235ZM258 249V250H259ZM263 249H264V247H263ZM101 250V249H100ZM110 250H112L111 248H110ZM130 250L132 251V252H130ZM139 250V249H138ZM157 250H159L158 248H157ZM162 250H164V249H162ZM173 250H176V248H174ZM208 250V249H207ZM237 250V249H236ZM10 251V250H9ZM8 251V252H9ZM25 251V250H24ZM140 251V250H139ZM139 251H137V252H139ZM148 251H150V250H148ZM151 251H152V249H151ZM169 251V250H168ZM172 251V250H171ZM171 251L169 252V253H171ZM209 251H211V250H209ZM208 251V252H209ZM234 252H235V250H233ZM12 252H13V250H12ZM11 252V253H12ZM94 252V251H93ZM99 252L100 251H98V254H99ZM108 252V251H107ZM106 252V253H107ZM111 252V251H110ZM141 252V253H142ZM158 252V251H157ZM173 252V251H172ZM204 252H206V250L204 251ZM213 252V251H212ZM211 252V253H212ZM242 252V251H241ZM244 252V251H243ZM10 253V254H11ZM15 253V252H14ZM14 253H12V255H14ZM56 253H57V251H56ZM96 253V252H95ZM101 253V252H100ZM116 253V254H115ZM160 253V252H159ZM166 253V252H165ZM181 253V252H180ZM227 254H228V257H229V253L228 252H226ZM237 253H238V250H237ZM91 254H92V252H91ZM134 254V255H135ZM140 254V253H139ZM158 254V253H157ZM240 254V253H239ZM238 254V255H239ZM107 255V254H106ZM137 255V254H136ZM135 255V256H136ZM145 255V254H144ZM171 255H172V253H171ZM186 255V254H185ZM189 255V254H188ZM226 255V254H225ZM225 255H223V256H225ZM257 255H260V253L259 254H257ZM256 255V256H257ZM11 255H9V257H10ZM133 256V255H132ZM135 256H133V257H135ZM180 257H182V255H179ZM184 256V255H183ZM222 256V257H223ZM240 256V255H239ZM238 256V257H239ZM244 256V255H243ZM235 257V256H234ZM261 257V256H260ZM259 257V258H260ZM94 258V257H93ZM131 258V259H130ZM136 259L134 260V262H137L136 260H137V257H135ZM142 258V257H141ZM211 258V257H210ZM225 258H226V256H225ZM236 258H237V256H236ZM246 258V257H245ZM245 258H243L242 259V257H241V260H240V263L241 264H258V263H260L261 262V264H262V262L264 261V255L262 256V259L260 258V259H255V260H252V259H249V257L247 256V258L249 259L248 261H245ZM213 259V258H212ZM222 259H224V258H222ZM101 260V259H100ZM104 260V259H103ZM133 260V259H132ZM142 259H140V261H141ZM144 260V259H143ZM143 260H142V262H143ZM183 260V259H182ZM218 260H220V258L218 259ZM226 260V259H225ZM225 260H223V261H225ZM232 260H234V259H232L231 258V261ZM238 260V259H237ZM247 260V259H246ZM262 260V261H261ZM6 261V260H5ZM84 261H86V263H84ZM98 261V260H97ZM140 261H139V263H140ZM221 261V260H220ZM230 260H229V258H228V262H229ZM231 261H230V263H231ZM141 262V263H142ZM180 262V261H179ZM216 262V261H215ZM226 262V261H225ZM235 262V261H234ZM8 263V262H7ZM27 263V262H26ZM25 262H24V264H26ZM28 263H29V260H28ZM27 263V264H28ZM105 263V262H104ZM144 263H145V261H144ZM33 264V263H32ZM138 264V263H137ZM148 264V263H147ZM178 264V263H177ZM264 264V263H263Z\"/></svg>",
	"mask_w": 264,
	"mask_h": 264
}]
</instances>
